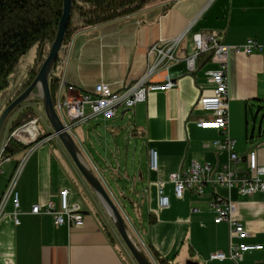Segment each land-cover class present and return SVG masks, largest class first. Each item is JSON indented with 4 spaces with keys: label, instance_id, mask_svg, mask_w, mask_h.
Returning <instances> with one entry per match:
<instances>
[{
    "label": "crops",
    "instance_id": "1",
    "mask_svg": "<svg viewBox=\"0 0 264 264\" xmlns=\"http://www.w3.org/2000/svg\"><path fill=\"white\" fill-rule=\"evenodd\" d=\"M194 34L215 35L230 47L225 133L238 156L255 149L257 163L264 166V0H158L126 17L79 29L63 48L66 63L60 95L76 97L99 83L118 90L156 63V55L147 56L151 46L166 50L179 38L171 53L175 62L164 61L150 78L160 83L168 76L175 82L173 89L149 94L145 103L121 110L112 120L79 124V139L70 135L130 221L141 247H151L169 264H234L207 261L209 254L227 252L229 246L227 226L213 223L211 196L235 202V219L248 233L246 242L264 244V194L241 197L207 185L202 196L186 191L178 200L167 181L169 174L185 172L192 162L219 170L228 161L227 152L212 147L223 134L196 127L209 117L198 105L199 98L213 90L206 72L217 70L218 65L205 52L197 57L195 70H187L184 60L193 53ZM248 39L262 51L247 55L235 49ZM47 127L50 134L48 123ZM149 149L158 154L156 172L149 170ZM24 153L6 162L0 174L5 177L0 178L1 198L17 160L26 157L16 185L19 224L13 222L10 200L0 219V264H135L61 145L39 142ZM233 167L243 174L246 163ZM159 186L169 198L166 208L158 204ZM63 190L68 191L69 205L81 209L79 225L57 227L51 216L30 214L34 205L58 203ZM130 202L134 214L128 212ZM149 219L155 223L149 225ZM239 264H264V250L246 253Z\"/></svg>",
    "mask_w": 264,
    "mask_h": 264
},
{
    "label": "built area",
    "instance_id": "2",
    "mask_svg": "<svg viewBox=\"0 0 264 264\" xmlns=\"http://www.w3.org/2000/svg\"><path fill=\"white\" fill-rule=\"evenodd\" d=\"M192 41L194 46L193 53L184 60L189 72L195 70L197 57L199 54L205 52H210L212 61L218 65L217 70L206 72L207 77L213 85V90L210 96L200 97L198 105L209 117L197 122L196 127L200 130H212L223 134V138L213 142L212 147L216 151L227 152L228 161L219 170H213L209 164L192 162L185 172L169 174L167 181L172 185L173 195L178 200L183 198L186 191H190L197 196H202L203 189L207 185L223 187L228 192H235L241 197H251L257 193L264 194V166L257 163L255 149L250 150L243 157L238 156L234 152V142L225 133L228 127L229 110L226 70L230 47L223 45L215 35L194 34ZM178 42L179 38L169 43L166 50L157 45L151 46L147 51V56L156 55L157 61L149 66L146 72L137 80L123 84L118 90H113L107 84L99 83L90 91H85L76 97L67 96L66 98H62L60 95L64 89L62 71L66 63V56L64 54L60 55L57 61L58 64L56 63V70L54 71V74H57L60 78L54 106L66 130L70 133L79 124L97 120H112L118 116L121 110L129 111L135 106L145 103L149 94L153 92H167L173 89L175 82L168 76H165L160 83L152 82L150 78L154 74V70L160 64H163L164 61H167L166 64L175 62L171 53ZM235 49L250 55L255 51H262V46L254 40L248 39L242 46L235 47ZM165 68L167 69V67ZM68 89L72 90L71 87ZM36 122L37 120H33L23 125L10 136H7L5 140L3 139L0 146V174L3 172L2 166L10 161L9 158L2 159L1 157L9 138H14L23 144L18 140L16 134L20 131H26L32 125L36 127ZM37 136L38 132L29 144L33 143ZM55 139V136L51 132L40 142L49 143L51 141L54 142ZM23 145L27 146L26 144ZM28 150L25 151L24 155ZM25 160L26 157H22L19 159V163L15 165L7 181L5 191L0 198V219L3 216L6 203L10 200L13 206L12 219L16 225L19 224L18 215L20 208L16 185L21 176ZM240 161H245L246 163V170L243 174H239L233 167ZM148 165L150 171L156 172L158 170V154L153 149H149L148 151ZM158 204L161 208L169 206V198L164 194L161 186L158 187ZM209 206L216 215L213 223L215 225L224 223L227 226L229 246L227 252L209 254L207 261H231L234 264H239L246 253L264 250V244H248L246 242L248 233L244 225L235 219L237 208L235 202L213 195L211 196ZM30 214L35 216H51L57 227L63 225L77 226L83 221L80 207L76 204L69 205L67 190L58 193V203L49 200L44 206L34 205L31 207ZM125 219L130 224L128 218L125 217Z\"/></svg>",
    "mask_w": 264,
    "mask_h": 264
},
{
    "label": "trees",
    "instance_id": "3",
    "mask_svg": "<svg viewBox=\"0 0 264 264\" xmlns=\"http://www.w3.org/2000/svg\"><path fill=\"white\" fill-rule=\"evenodd\" d=\"M155 1L158 0H73L63 47L69 43L71 37L79 29L99 26L126 17ZM61 15L62 0H0V108L7 106L35 78L54 40ZM44 47H47V50L44 51V56L38 66L35 69H29L19 83L11 89L9 79L16 74L23 57L33 49L40 51ZM49 89L55 105L58 83L51 80ZM19 111L17 112L18 118L23 117V120L11 123L8 136L23 125L37 120L32 106ZM48 135L38 133L36 140L27 146L14 138H9L1 157L2 159L16 157ZM18 163L19 160L15 165ZM129 210L131 213H135L131 202L129 203ZM152 217V215L149 216V218ZM154 223V220H148L149 225ZM131 232L140 244L132 229ZM142 249L152 264H169L167 260L160 258L151 247L142 246Z\"/></svg>",
    "mask_w": 264,
    "mask_h": 264
},
{
    "label": "water",
    "instance_id": "4",
    "mask_svg": "<svg viewBox=\"0 0 264 264\" xmlns=\"http://www.w3.org/2000/svg\"><path fill=\"white\" fill-rule=\"evenodd\" d=\"M73 0H62V15L58 22L56 34L48 53L31 83L17 95L7 106L0 111V146L4 139L6 126L11 118L24 106L30 103H38L44 113L52 134L71 160L79 176L83 179L89 190L98 201L101 209L115 233L122 242L124 248L135 264H152L147 258L142 247L134 237L125 217L117 208L104 186L88 165L78 145L61 122L50 94L49 83L51 80L60 82L54 68L58 57L62 54L63 42L66 35L67 25L71 16ZM44 56L42 52L39 62Z\"/></svg>",
    "mask_w": 264,
    "mask_h": 264
},
{
    "label": "rangeland",
    "instance_id": "5",
    "mask_svg": "<svg viewBox=\"0 0 264 264\" xmlns=\"http://www.w3.org/2000/svg\"><path fill=\"white\" fill-rule=\"evenodd\" d=\"M45 50H47V47L41 48L40 51H36L34 49L29 51L23 57V59L21 60V64H20L16 74L10 77V79H9L10 80V84L13 85L18 79H20L22 76H24L29 69H32V68L35 69L38 66V64H39V59H40V56H41L42 52H44ZM35 104H38V103H35V102L34 103H30L29 106H32L33 112H34V116L38 119V124H37L38 132L41 133V134H44V135L48 134L49 132H48V129H47L48 128L47 127V121L45 120L44 113H43V110L41 108V105L40 104L39 105H35ZM22 120H23V117H19L18 118V113H16L11 118L10 121L11 122L12 121L13 122L14 121L20 122ZM11 122L8 123L9 124V128H10ZM93 123L94 122H90L89 124L92 125ZM84 127H82V128H84ZM9 128L7 127L6 130H5L4 140L8 136ZM71 134L74 137H76V139H79V125L74 127L71 130ZM54 142L58 143V141L56 139L54 140ZM2 170H4V169H2ZM0 178L5 179V177H0ZM128 212H130V210H128Z\"/></svg>",
    "mask_w": 264,
    "mask_h": 264
},
{
    "label": "bare ground",
    "instance_id": "6",
    "mask_svg": "<svg viewBox=\"0 0 264 264\" xmlns=\"http://www.w3.org/2000/svg\"><path fill=\"white\" fill-rule=\"evenodd\" d=\"M37 131L36 127L32 125L29 129L26 131H20L16 134L18 140H20L23 144H29L32 142V139L36 136Z\"/></svg>",
    "mask_w": 264,
    "mask_h": 264
}]
</instances>
